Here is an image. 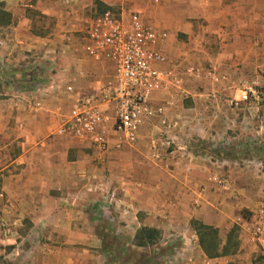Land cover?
Wrapping results in <instances>:
<instances>
[{
	"label": "crops",
	"instance_id": "1",
	"mask_svg": "<svg viewBox=\"0 0 264 264\" xmlns=\"http://www.w3.org/2000/svg\"><path fill=\"white\" fill-rule=\"evenodd\" d=\"M111 1L101 2L112 6ZM158 1L169 5L146 0L140 4L144 9L137 10L143 21V15L150 16L147 25L170 26L175 33L193 21L213 36L218 50L225 48L231 61L242 54V61L250 64V36H264V0L152 2ZM56 39L14 36L11 42L0 36V254L5 264H105L110 258L108 236L117 244L111 255L123 260L131 251L144 250L150 262L143 264H252L261 256L251 224L264 208V174L249 180L244 167L236 174L232 169L223 172L222 166L208 168L188 154L178 158L175 151L165 155L160 150L159 159L153 160L148 149L153 118L139 128L135 144L110 149L104 157L86 142L56 133L70 107L65 88L86 94L96 82L87 92V83L85 90L77 88L81 81L73 77H81L82 71L73 67L70 72V46H57ZM238 40L248 50H235ZM171 44L172 35L158 49L169 51ZM81 52L78 62L86 69L90 60ZM76 55L71 60L78 64ZM216 61L228 67L221 57ZM160 96L155 94L151 105ZM172 112L167 117L175 118ZM138 153L143 160L131 158ZM192 220L214 228L220 246L236 226V250L207 258ZM141 226L158 231L154 247L134 245Z\"/></svg>",
	"mask_w": 264,
	"mask_h": 264
},
{
	"label": "rangeland",
	"instance_id": "2",
	"mask_svg": "<svg viewBox=\"0 0 264 264\" xmlns=\"http://www.w3.org/2000/svg\"><path fill=\"white\" fill-rule=\"evenodd\" d=\"M66 1L0 0V36L10 38L11 42H14V36H31L33 40L49 36L60 40L57 46L60 43L69 45L70 72H75L73 67L82 71L81 77L73 73V81H81L77 88L82 90H85L83 85L87 83V92L95 80L103 81L111 75V66L107 64L88 61L87 68L83 69V63L78 62L83 55L81 45L87 22L102 12V6L109 7L112 12L128 14L142 11L144 5L140 4H145L146 0H112V6L102 3V0ZM149 1L158 7L169 5L166 1ZM143 16L144 21L150 23V16ZM198 26L191 21V25L173 33L169 31L173 27L156 25L155 30L163 32L165 39L172 35V44L169 51L158 49L165 57L164 68L169 83L167 89L160 92V103L152 107L162 108L161 115L170 125L167 134L171 137L168 139L167 134L158 130L162 126L159 119L154 117L153 139L167 142V145L160 147L165 155L170 151H175L173 154L178 158L188 154L208 168L222 166L223 172L232 169L234 174L238 168L244 167L248 179L258 180L257 176L264 174V36H250V64L242 61V54H237L230 66L232 61L225 56V48L218 50V46L212 42L213 36L209 32H201ZM234 48L243 53L248 50V44L238 40ZM74 55L78 64L71 60ZM33 57L29 60L33 61ZM220 57L229 68L219 65L216 59ZM243 92L247 94V99L239 101ZM171 109L172 115L177 118L167 117ZM180 118L188 120L189 125L180 123ZM131 158L143 160V154L138 153ZM242 213L245 214L244 211ZM107 242L112 248L117 245L110 236ZM113 252H116L115 248ZM128 254L135 264L150 262V256L144 250ZM110 256L116 258L118 264H124L114 253ZM0 264H5L1 254Z\"/></svg>",
	"mask_w": 264,
	"mask_h": 264
},
{
	"label": "built area",
	"instance_id": "3",
	"mask_svg": "<svg viewBox=\"0 0 264 264\" xmlns=\"http://www.w3.org/2000/svg\"><path fill=\"white\" fill-rule=\"evenodd\" d=\"M164 39L165 34L147 25L137 12L106 10L93 16L86 24L81 49L90 61L111 66L112 74L96 81L86 94L74 92L71 86L65 88L70 107L56 133L86 142L99 157L110 149L118 151L135 144L139 128L154 117L166 135L170 125L161 115L162 108L151 105L154 95L166 90L169 83L162 67L165 57L158 50ZM246 99L243 92L239 101ZM161 146L156 138L149 139L153 160L159 159ZM263 231L264 208L251 224L264 264Z\"/></svg>",
	"mask_w": 264,
	"mask_h": 264
},
{
	"label": "trees",
	"instance_id": "4",
	"mask_svg": "<svg viewBox=\"0 0 264 264\" xmlns=\"http://www.w3.org/2000/svg\"><path fill=\"white\" fill-rule=\"evenodd\" d=\"M102 7H103L102 12L109 10V7L107 6H102ZM190 225L193 231L195 232L199 247L201 248L202 252L207 258L212 259L219 256H224L227 254H231L236 250L237 247V242L235 239L236 231H237L236 226L231 227V229L226 234L224 244L220 246L219 240L216 235V230L214 228L205 226L200 222L194 220L190 221ZM158 238H159V233L157 230H155L154 228L141 226L134 234L133 241L136 247L151 248L154 247V245H156ZM109 247L111 248V246ZM110 248L107 251H109L111 255L112 249ZM115 259L116 258L110 256V258H108V261H106L105 264H114ZM123 260L126 262L134 261L131 258V255L129 254L126 257H124ZM252 264H263V258L261 256H257L252 261Z\"/></svg>",
	"mask_w": 264,
	"mask_h": 264
}]
</instances>
